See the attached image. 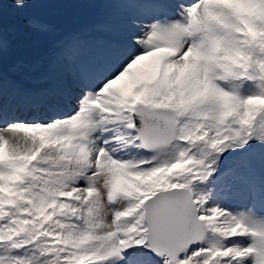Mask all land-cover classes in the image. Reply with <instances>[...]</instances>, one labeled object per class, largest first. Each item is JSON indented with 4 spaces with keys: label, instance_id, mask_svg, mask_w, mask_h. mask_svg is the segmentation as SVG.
Masks as SVG:
<instances>
[{
    "label": "snow or ice",
    "instance_id": "6c2138e0",
    "mask_svg": "<svg viewBox=\"0 0 264 264\" xmlns=\"http://www.w3.org/2000/svg\"><path fill=\"white\" fill-rule=\"evenodd\" d=\"M68 2L0 0V264H264V0Z\"/></svg>",
    "mask_w": 264,
    "mask_h": 264
},
{
    "label": "rangeland",
    "instance_id": "374dc122",
    "mask_svg": "<svg viewBox=\"0 0 264 264\" xmlns=\"http://www.w3.org/2000/svg\"><path fill=\"white\" fill-rule=\"evenodd\" d=\"M68 6V3L65 6H58V7H51L58 11V16L55 15V20H65L71 15V12L67 13L66 8ZM67 14V15H65ZM75 17H78V12H75Z\"/></svg>",
    "mask_w": 264,
    "mask_h": 264
}]
</instances>
